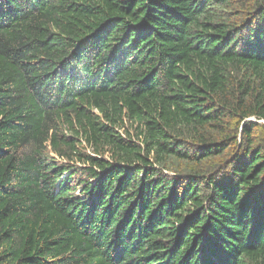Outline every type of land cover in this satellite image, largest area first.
I'll return each mask as SVG.
<instances>
[{"label": "trees", "instance_id": "obj_1", "mask_svg": "<svg viewBox=\"0 0 264 264\" xmlns=\"http://www.w3.org/2000/svg\"><path fill=\"white\" fill-rule=\"evenodd\" d=\"M205 249L264 264V0H0V264Z\"/></svg>", "mask_w": 264, "mask_h": 264}, {"label": "rangeland", "instance_id": "obj_2", "mask_svg": "<svg viewBox=\"0 0 264 264\" xmlns=\"http://www.w3.org/2000/svg\"><path fill=\"white\" fill-rule=\"evenodd\" d=\"M83 149V151H85V149L84 148H82ZM105 159H109V154H107L106 156H105ZM110 161H112L111 159H109ZM82 189H79L77 192H78V194H82ZM209 253V249H205V251L204 252H201L200 254H199V259H201L202 261H205V259H207L208 257H209V259H210V262L212 263V264H217V262H215L214 260H213V258H212V256L211 255H209L208 254ZM219 259V258H218ZM220 264H222V263H220Z\"/></svg>", "mask_w": 264, "mask_h": 264}]
</instances>
